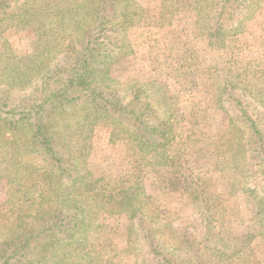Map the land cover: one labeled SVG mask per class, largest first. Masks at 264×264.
I'll list each match as a JSON object with an SVG mask.
<instances>
[{"label": "rangeland", "instance_id": "obj_1", "mask_svg": "<svg viewBox=\"0 0 264 264\" xmlns=\"http://www.w3.org/2000/svg\"><path fill=\"white\" fill-rule=\"evenodd\" d=\"M0 264H264V0H0Z\"/></svg>", "mask_w": 264, "mask_h": 264}, {"label": "trees", "instance_id": "obj_2", "mask_svg": "<svg viewBox=\"0 0 264 264\" xmlns=\"http://www.w3.org/2000/svg\"><path fill=\"white\" fill-rule=\"evenodd\" d=\"M222 13H224V11H221V16H222ZM37 136H38V139H41V127L39 126V128H38V131H37Z\"/></svg>", "mask_w": 264, "mask_h": 264}]
</instances>
